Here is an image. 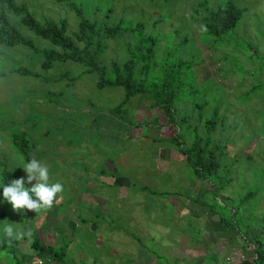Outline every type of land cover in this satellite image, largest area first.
<instances>
[{"label":"rangeland","instance_id":"1","mask_svg":"<svg viewBox=\"0 0 264 264\" xmlns=\"http://www.w3.org/2000/svg\"><path fill=\"white\" fill-rule=\"evenodd\" d=\"M14 1L40 21L65 19L71 35L79 16L70 3L91 20L124 28L105 40L104 63L128 59L131 34L125 29L143 22V34L157 41V58L170 52L166 66L182 62L180 80L194 90L175 108L183 112L194 101L220 103L225 123L214 136L227 143V161L237 157L230 190H239L238 183L264 188V0H234L244 12L237 27L220 36L206 35L201 0ZM207 1L215 6L225 0ZM2 9L39 48L56 47L0 3ZM247 42L259 56L248 57ZM42 60L26 45L0 44V173L21 168L24 186L31 188L35 181H27L22 165L35 157L49 166L50 182H62L64 191L51 209L37 213L18 212L0 199V264H14L10 250L27 253L35 234L57 246L70 241L65 264H167L156 262L153 251L178 264H211L210 256L224 264H252V246L241 245V236L222 228L203 201L208 185L188 177L184 157L166 140L174 127L165 124L162 111L134 96L122 121L140 126L117 123L111 108L124 97L121 87L98 89L96 73L84 71L80 63L55 62L45 69ZM210 109L204 107V113ZM142 185L175 194L153 196L140 191ZM187 189L193 197L187 198ZM263 213L264 199L253 216L263 222ZM8 224L22 233L19 239L6 235ZM260 229L255 225L248 235ZM28 264L42 263L33 255Z\"/></svg>","mask_w":264,"mask_h":264},{"label":"trees","instance_id":"2","mask_svg":"<svg viewBox=\"0 0 264 264\" xmlns=\"http://www.w3.org/2000/svg\"><path fill=\"white\" fill-rule=\"evenodd\" d=\"M0 3L7 6L13 14L20 16V23L28 26L35 34L50 41L57 48H39L7 18L3 9L0 10V44L6 46L22 44L33 51L40 52L43 58L42 66L45 69L52 67L55 62L71 60L80 63L84 66V71L96 73L98 89L121 87L124 97L111 108V112L118 119L117 123L122 125L127 123L130 127L140 126L139 122L132 120L122 121L127 112L126 104L134 96L147 100L148 107L162 111L165 124L174 127L173 135L166 140L184 157L188 167V177L208 185V188H205L203 201L209 211L217 217L223 229L233 231V235L241 236L243 240L241 245L252 246L254 264H264V213L263 222L253 216L255 208L264 199V188L247 184L240 187L238 183L239 190H230L234 182L232 169L237 157L234 155L231 161H227V143L214 136L217 128L225 123V115L220 114V103L214 101L208 104L207 100H203L194 101L190 109L183 110V112L175 108L178 102L187 101L189 94L194 90L190 86L183 85L180 80V74L183 71L182 62L166 66L164 60L171 56L170 52L165 53L163 59L157 58V41L153 36L143 34V22L136 21L125 29L131 34L126 47L128 59L122 63L115 60L104 63L102 56L106 49L105 40L118 36L124 29L121 26L91 20L84 16L79 6L70 3L79 16L77 31L71 35L67 32L65 19L57 22L45 18L40 21L25 5H19L14 0H0ZM198 8L204 11L201 12L200 21L207 36H220L234 30L244 12V9L238 7L234 0H225L215 6H211L207 0H201ZM107 11H112V8H108ZM243 50L250 59L259 56L251 42L245 43ZM260 61L263 63L262 59ZM11 71L22 75L29 73L23 68H13ZM61 77H64V74ZM69 79L75 81L77 77ZM254 90V88L249 89L247 93H252ZM185 106L188 107V104ZM207 106H211L210 112L204 113L203 109ZM153 120L149 122L152 123ZM155 121L159 127V116L155 117ZM152 139L156 141L155 137ZM21 177H23V171L17 167L4 169L0 173V199H5L3 185ZM139 190L147 191L150 195L158 197L175 194V192L152 190L146 185H142ZM187 191L189 190H185ZM179 193L176 192V194ZM186 196L187 198L193 197L190 191ZM81 219L86 222V219ZM258 224L261 226L259 233L249 236L252 227ZM31 237L27 253H15L16 251L10 250L12 255L9 259L12 263L28 264L29 258L35 255L42 264H55L56 261L65 264L70 241L64 240V243L57 246L39 239L36 234ZM153 252L157 262L178 264L176 261L170 262L157 251ZM210 259L211 264H224L215 256H210Z\"/></svg>","mask_w":264,"mask_h":264},{"label":"clouds","instance_id":"3","mask_svg":"<svg viewBox=\"0 0 264 264\" xmlns=\"http://www.w3.org/2000/svg\"><path fill=\"white\" fill-rule=\"evenodd\" d=\"M22 168L26 172L27 181H35V184L31 188H26L24 177L14 179L3 185V197L18 212L26 209L37 213L51 209L54 203L58 202V194L64 191L63 183L50 182L49 166L35 157L24 163ZM4 232L8 237L17 239L22 235L11 224L5 225Z\"/></svg>","mask_w":264,"mask_h":264},{"label":"crops","instance_id":"4","mask_svg":"<svg viewBox=\"0 0 264 264\" xmlns=\"http://www.w3.org/2000/svg\"><path fill=\"white\" fill-rule=\"evenodd\" d=\"M226 258H227V259H228V258L231 259V258H232V255L226 256ZM229 259H228V260H229ZM156 262H157V261H156ZM252 264H254V263L252 262Z\"/></svg>","mask_w":264,"mask_h":264}]
</instances>
